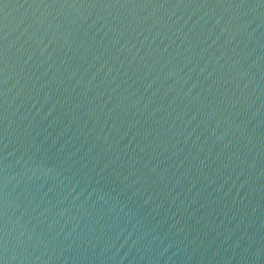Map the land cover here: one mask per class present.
Masks as SVG:
<instances>
[{"label": "water", "instance_id": "obj_1", "mask_svg": "<svg viewBox=\"0 0 264 264\" xmlns=\"http://www.w3.org/2000/svg\"><path fill=\"white\" fill-rule=\"evenodd\" d=\"M4 264H264V0H0Z\"/></svg>", "mask_w": 264, "mask_h": 264}, {"label": "snow or ice", "instance_id": "obj_2", "mask_svg": "<svg viewBox=\"0 0 264 264\" xmlns=\"http://www.w3.org/2000/svg\"><path fill=\"white\" fill-rule=\"evenodd\" d=\"M0 264H4V261L2 259H0Z\"/></svg>", "mask_w": 264, "mask_h": 264}]
</instances>
